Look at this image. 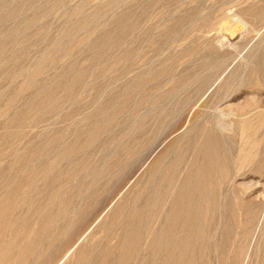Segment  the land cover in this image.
<instances>
[{"label":"rangeland","instance_id":"obj_1","mask_svg":"<svg viewBox=\"0 0 264 264\" xmlns=\"http://www.w3.org/2000/svg\"><path fill=\"white\" fill-rule=\"evenodd\" d=\"M61 259L264 264V0H0V264Z\"/></svg>","mask_w":264,"mask_h":264},{"label":"crops","instance_id":"obj_2","mask_svg":"<svg viewBox=\"0 0 264 264\" xmlns=\"http://www.w3.org/2000/svg\"><path fill=\"white\" fill-rule=\"evenodd\" d=\"M69 252H70V251H69ZM67 254H68V253H67ZM67 254H65V256H64V257H66V256H67ZM64 257H63V258H64ZM62 260H63V259H61V260L58 262V264H60V263L62 262ZM0 261H1V260H0Z\"/></svg>","mask_w":264,"mask_h":264},{"label":"bare ground","instance_id":"obj_3","mask_svg":"<svg viewBox=\"0 0 264 264\" xmlns=\"http://www.w3.org/2000/svg\"><path fill=\"white\" fill-rule=\"evenodd\" d=\"M228 29V28H226ZM263 122V121H262ZM259 127V126H258ZM215 178V177H214ZM218 180V179H217ZM220 185V184H219ZM213 204V203H212ZM207 210V209H206ZM204 223V222H203ZM187 246V245H186ZM166 247V246H165ZM205 253V249L202 250Z\"/></svg>","mask_w":264,"mask_h":264}]
</instances>
